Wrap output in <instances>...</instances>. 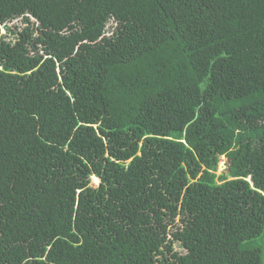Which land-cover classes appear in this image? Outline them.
Here are the masks:
<instances>
[{
    "label": "trees",
    "instance_id": "trees-1",
    "mask_svg": "<svg viewBox=\"0 0 264 264\" xmlns=\"http://www.w3.org/2000/svg\"><path fill=\"white\" fill-rule=\"evenodd\" d=\"M1 26L0 264H264V0H0Z\"/></svg>",
    "mask_w": 264,
    "mask_h": 264
},
{
    "label": "rangeland",
    "instance_id": "rangeland-1",
    "mask_svg": "<svg viewBox=\"0 0 264 264\" xmlns=\"http://www.w3.org/2000/svg\"><path fill=\"white\" fill-rule=\"evenodd\" d=\"M7 26L9 27H11V28H14V27H17L18 29L17 30H20V28L23 26L22 24H21V21H20V18H17V19H14V21H12L11 23H9V24H7ZM6 31L3 29V27L1 26V28H0V34H4ZM10 39H14V37L12 36V35H8V37H7V40H10ZM14 41V40H13ZM12 41V42H13ZM219 161H220V163L218 164L219 165V167L217 168V174H219L221 171H222V169L224 168V165H223V161H224V159L222 158H219ZM91 184L93 185V186H97V184H98V180H97V178H95V177H91Z\"/></svg>",
    "mask_w": 264,
    "mask_h": 264
},
{
    "label": "clouds",
    "instance_id": "clouds-1",
    "mask_svg": "<svg viewBox=\"0 0 264 264\" xmlns=\"http://www.w3.org/2000/svg\"><path fill=\"white\" fill-rule=\"evenodd\" d=\"M220 158H221V159H222V158L224 159V161H223V165H224V167H225V166H226V164H225V163H226V158H225L224 156H221ZM219 163H220V161H219ZM219 163H218V164H219ZM218 167H219V165H218ZM223 169H224V168H223ZM223 169H222V170H223Z\"/></svg>",
    "mask_w": 264,
    "mask_h": 264
},
{
    "label": "water",
    "instance_id": "water-1",
    "mask_svg": "<svg viewBox=\"0 0 264 264\" xmlns=\"http://www.w3.org/2000/svg\"><path fill=\"white\" fill-rule=\"evenodd\" d=\"M228 171V170H227Z\"/></svg>",
    "mask_w": 264,
    "mask_h": 264
}]
</instances>
